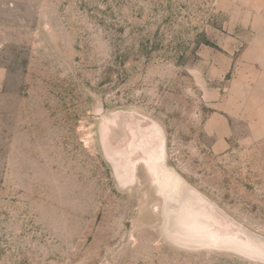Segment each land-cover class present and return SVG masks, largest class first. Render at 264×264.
Instances as JSON below:
<instances>
[{
    "label": "rangeland",
    "instance_id": "1",
    "mask_svg": "<svg viewBox=\"0 0 264 264\" xmlns=\"http://www.w3.org/2000/svg\"><path fill=\"white\" fill-rule=\"evenodd\" d=\"M264 0H0V264H264Z\"/></svg>",
    "mask_w": 264,
    "mask_h": 264
},
{
    "label": "crops",
    "instance_id": "2",
    "mask_svg": "<svg viewBox=\"0 0 264 264\" xmlns=\"http://www.w3.org/2000/svg\"><path fill=\"white\" fill-rule=\"evenodd\" d=\"M263 11H264V5H263Z\"/></svg>",
    "mask_w": 264,
    "mask_h": 264
}]
</instances>
